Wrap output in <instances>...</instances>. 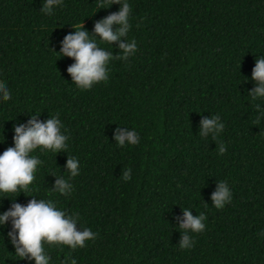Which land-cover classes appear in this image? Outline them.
<instances>
[{"label": "trees", "instance_id": "16d2710c", "mask_svg": "<svg viewBox=\"0 0 264 264\" xmlns=\"http://www.w3.org/2000/svg\"><path fill=\"white\" fill-rule=\"evenodd\" d=\"M43 2L0 0V83L11 95L0 94V154L14 147V126L37 114L40 122L58 115L68 147L30 153L42 161L35 179L27 191L0 192V215L14 202L51 200L78 216L77 230L96 234L75 250L45 242L49 264H264V97L249 94L264 58V0H121L137 50L110 60L108 80L89 90L67 72L75 60L59 53L63 40L80 25L93 38L121 5L61 0L48 15ZM95 39L119 54L118 43ZM216 115L224 130L202 138L201 120ZM117 128L135 130L139 143L119 146ZM68 157L79 162L71 178ZM56 176L69 194L52 189ZM221 181L231 200L217 209ZM183 209L206 216L202 232H188V249L179 247ZM11 231L9 219L0 264H35L15 254Z\"/></svg>", "mask_w": 264, "mask_h": 264}, {"label": "clouds", "instance_id": "9594fccd", "mask_svg": "<svg viewBox=\"0 0 264 264\" xmlns=\"http://www.w3.org/2000/svg\"><path fill=\"white\" fill-rule=\"evenodd\" d=\"M61 4V0H44L40 11L51 15L54 6ZM112 4H120L118 12L109 14L106 18L97 22L94 27L93 38L83 25L78 26L73 34L65 36L60 54L71 57L75 63L67 69L73 83L81 90H89L96 83L108 80V63L112 59L127 60L137 50L136 41L128 42L126 37L130 25L128 18L130 6L127 2L121 4V0H105L100 8H108ZM108 5V6H105ZM114 26H116L114 28ZM96 37L101 42L109 44L118 43L119 54L98 46ZM123 38V40H122ZM252 79L256 87L249 94L253 99L264 97V58L256 59V66L252 73ZM0 94L4 101L11 99L7 85L0 83ZM259 109V105H256ZM39 115V114H37ZM37 115H31L27 124L14 126V147H9L0 154V192H16L18 189L28 190V186L35 179L34 173L42 161L36 156H30L37 148L51 150L59 153L67 149L68 137L61 133V121L57 116L40 122ZM224 130V124L220 122L219 115L201 120L199 135L207 137L211 134L215 140L220 132ZM116 143L123 147L127 142L130 145L139 143V135L135 130L121 131L117 128L115 135ZM219 154H223L226 148L223 143L218 146ZM70 178L79 174V162L74 157H68L66 164ZM57 177V176H56ZM122 179H131V169L123 171ZM54 191L67 195L72 190V185L63 177L55 180ZM231 200V192L226 182H218L217 190L212 194V204L217 209H222ZM184 218L179 229L182 230L179 247L188 249L193 246L194 241L188 232H202L206 219L204 213L194 216L189 209H183ZM9 219L12 222V231L8 233L11 243L16 249V255L22 259L34 260L35 264H49L50 257L45 254L44 243L49 245H66L75 250L77 247H85V242L94 240L96 234L90 229L77 230L76 215H66L58 210L51 201L42 199H31L27 205L13 203L11 209L0 215V226ZM67 257L65 264H67ZM71 264H76L72 259Z\"/></svg>", "mask_w": 264, "mask_h": 264}]
</instances>
